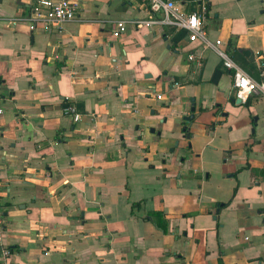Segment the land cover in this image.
Wrapping results in <instances>:
<instances>
[{
  "label": "crops",
  "instance_id": "0c3cea01",
  "mask_svg": "<svg viewBox=\"0 0 264 264\" xmlns=\"http://www.w3.org/2000/svg\"><path fill=\"white\" fill-rule=\"evenodd\" d=\"M70 1L76 18L46 31L33 21L39 0H0L10 263L264 264V94L232 101L215 51L141 23L144 0ZM174 1L187 12L204 2L208 38L264 80V0ZM117 20L126 30L114 37ZM198 51L200 62L188 59Z\"/></svg>",
  "mask_w": 264,
  "mask_h": 264
},
{
  "label": "built area",
  "instance_id": "2783aa9c",
  "mask_svg": "<svg viewBox=\"0 0 264 264\" xmlns=\"http://www.w3.org/2000/svg\"><path fill=\"white\" fill-rule=\"evenodd\" d=\"M148 4L151 13V19L141 21L147 25H160L172 27L176 30H183L189 41H199L202 49H212L222 60L223 67L231 73L232 88L235 98L240 103H245L251 95L264 94V80L257 81L244 71L239 65L230 58L226 50L222 47L220 40L211 41L208 38L206 23L207 9L204 2L197 10L187 12L174 0H144ZM39 6L36 8L33 21L40 25L46 31H60L63 24L73 21L76 18L77 6L70 0H39ZM126 30V22L117 20L114 22L112 35L118 37ZM203 58L201 51L188 55L189 60L200 62ZM260 76L264 77V62L261 63ZM178 83H175L177 85ZM161 99L162 94L156 95ZM3 96L0 91V115L3 113ZM74 121L81 119V114L75 106H69L67 109ZM1 187V183H0ZM11 251L6 247H0V264L10 263Z\"/></svg>",
  "mask_w": 264,
  "mask_h": 264
},
{
  "label": "water",
  "instance_id": "95a60500",
  "mask_svg": "<svg viewBox=\"0 0 264 264\" xmlns=\"http://www.w3.org/2000/svg\"><path fill=\"white\" fill-rule=\"evenodd\" d=\"M220 74H221V72L219 70L214 71L213 75L211 76V82L213 84H217ZM232 101H234L236 104L240 103V100L237 98H235L234 100L232 99ZM194 111H195V105H194L193 100H192V106H191V112L192 113L188 116L183 117V121L185 122V125H184L182 131L184 132V136L186 138H189L191 135L190 126H191L192 121L194 119Z\"/></svg>",
  "mask_w": 264,
  "mask_h": 264
},
{
  "label": "trees",
  "instance_id": "16d2710c",
  "mask_svg": "<svg viewBox=\"0 0 264 264\" xmlns=\"http://www.w3.org/2000/svg\"><path fill=\"white\" fill-rule=\"evenodd\" d=\"M207 8V7H206ZM205 8V9H206ZM143 202H137L133 203L131 205V212H134L136 208H140L142 206ZM149 219L153 221L157 226L162 227L163 224L160 222V220L163 218L162 214H159L157 212L149 213ZM164 227V226H163Z\"/></svg>",
  "mask_w": 264,
  "mask_h": 264
}]
</instances>
